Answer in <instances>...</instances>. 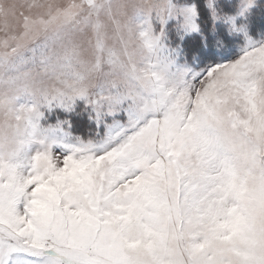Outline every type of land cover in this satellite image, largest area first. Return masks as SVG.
Returning <instances> with one entry per match:
<instances>
[{
    "label": "snow or ice",
    "instance_id": "snow-or-ice-1",
    "mask_svg": "<svg viewBox=\"0 0 264 264\" xmlns=\"http://www.w3.org/2000/svg\"><path fill=\"white\" fill-rule=\"evenodd\" d=\"M239 15L0 0V115L27 139L0 155V264H264V4ZM78 101L90 138L40 125Z\"/></svg>",
    "mask_w": 264,
    "mask_h": 264
},
{
    "label": "rangeland",
    "instance_id": "rangeland-1",
    "mask_svg": "<svg viewBox=\"0 0 264 264\" xmlns=\"http://www.w3.org/2000/svg\"><path fill=\"white\" fill-rule=\"evenodd\" d=\"M186 2L197 5L200 11V18L206 22L209 29L214 27L217 31H222L225 35H229V29L231 27V24L225 17L232 16L234 18L233 22L237 23V25L240 20L246 18L239 15L243 0H212L213 7L217 10L219 16V19L215 21L212 19L211 10L206 6V0H186ZM257 2L264 4V0H257ZM252 11H255V9ZM231 35L239 37L238 42L243 44L242 34L232 33ZM253 38L258 39L259 37L254 35ZM20 102H23V100ZM82 109L83 105L80 101L74 105L73 110L70 112H65L60 108L52 110L44 109L42 110L43 116L40 120V125L47 127L49 125H55L58 120H67L70 126H65L67 133L66 139L72 140L77 136L81 139H88L93 135L94 125L89 121L87 112Z\"/></svg>",
    "mask_w": 264,
    "mask_h": 264
},
{
    "label": "clouds",
    "instance_id": "clouds-1",
    "mask_svg": "<svg viewBox=\"0 0 264 264\" xmlns=\"http://www.w3.org/2000/svg\"><path fill=\"white\" fill-rule=\"evenodd\" d=\"M3 125L4 118L0 115V155L7 157L13 153H25L27 150V139L14 136L11 130H3Z\"/></svg>",
    "mask_w": 264,
    "mask_h": 264
}]
</instances>
